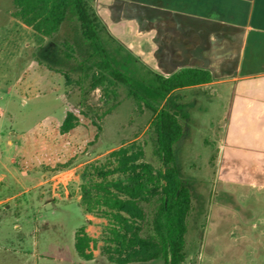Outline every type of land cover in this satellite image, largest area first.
<instances>
[{"label":"rangeland","instance_id":"rangeland-1","mask_svg":"<svg viewBox=\"0 0 264 264\" xmlns=\"http://www.w3.org/2000/svg\"><path fill=\"white\" fill-rule=\"evenodd\" d=\"M89 3L99 16L113 64L147 83L154 80L155 69L140 51L141 24H108L111 9H140L141 0ZM12 9L13 0H0V21L4 16L9 20ZM44 40L17 61L12 86L19 95L9 93L0 100V264H115L100 253L106 221L81 205L80 173L87 164L105 162L111 151L130 144L142 146L145 160L159 167L153 151V113L123 84L108 91L91 87L93 70L82 65L91 47L80 35L72 9L59 30ZM199 100L188 98L183 106L184 130L174 145L180 176L193 201L183 264H236L239 183L264 181V174L242 170L238 155L222 145L219 130L228 101L208 92ZM68 109L79 120L61 134ZM84 224L93 238L92 263L79 262L84 259L74 246L75 233ZM162 263L155 259L127 264Z\"/></svg>","mask_w":264,"mask_h":264},{"label":"crops","instance_id":"crops-1","mask_svg":"<svg viewBox=\"0 0 264 264\" xmlns=\"http://www.w3.org/2000/svg\"><path fill=\"white\" fill-rule=\"evenodd\" d=\"M6 18L0 21V100L19 95L12 86L17 61L48 39L18 18ZM108 24H141V55L155 73L208 69L210 82L177 88L162 105L180 116L188 98L200 101L208 92L226 99L223 147L238 155L245 172L264 174V0H141L140 9H111ZM239 190L236 264H264V181H241Z\"/></svg>","mask_w":264,"mask_h":264},{"label":"trees","instance_id":"trees-1","mask_svg":"<svg viewBox=\"0 0 264 264\" xmlns=\"http://www.w3.org/2000/svg\"><path fill=\"white\" fill-rule=\"evenodd\" d=\"M71 9L80 35L91 47L82 62L84 69L93 70L91 87L108 91L114 84H123L138 103L152 111L153 151L160 162L155 167L145 160L142 146L130 144L111 151L105 162L90 163L82 169L81 205L86 213L106 221L99 238L100 253L115 264L155 259H161L162 264H182L193 208L174 150L184 127L179 113L166 108L162 101L177 88L210 82L212 73L204 68L182 67L168 76L154 73V80L148 83L127 74L111 61L103 44L99 16L89 0H13L11 15L49 38ZM78 120L74 111L66 110L60 133L70 132ZM92 241L85 224L77 229L74 246L79 257L87 261L94 258Z\"/></svg>","mask_w":264,"mask_h":264}]
</instances>
